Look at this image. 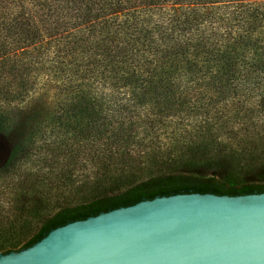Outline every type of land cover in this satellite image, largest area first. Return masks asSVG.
<instances>
[{
  "label": "trees",
  "instance_id": "obj_1",
  "mask_svg": "<svg viewBox=\"0 0 264 264\" xmlns=\"http://www.w3.org/2000/svg\"><path fill=\"white\" fill-rule=\"evenodd\" d=\"M35 93L50 109L38 119ZM26 121H68L77 143L61 152L88 142L101 170L0 254L155 197L264 194V0H0L8 158ZM224 139L263 156L234 172L214 151Z\"/></svg>",
  "mask_w": 264,
  "mask_h": 264
},
{
  "label": "water",
  "instance_id": "obj_2",
  "mask_svg": "<svg viewBox=\"0 0 264 264\" xmlns=\"http://www.w3.org/2000/svg\"><path fill=\"white\" fill-rule=\"evenodd\" d=\"M0 264H264V194H176L50 230Z\"/></svg>",
  "mask_w": 264,
  "mask_h": 264
},
{
  "label": "rangeland",
  "instance_id": "obj_3",
  "mask_svg": "<svg viewBox=\"0 0 264 264\" xmlns=\"http://www.w3.org/2000/svg\"><path fill=\"white\" fill-rule=\"evenodd\" d=\"M26 110L36 119L50 111L41 93H35ZM66 122L26 121L32 133L30 141L10 158L8 143L0 135V245L17 239L21 233L29 234L59 206L71 204L70 194H76V185L91 180L93 173L101 170L99 163L91 159L88 142L87 155L61 152L62 146L74 149L77 143L67 131ZM231 142L234 140H222L214 151L234 172L246 164L258 163L263 156L259 149L229 145Z\"/></svg>",
  "mask_w": 264,
  "mask_h": 264
}]
</instances>
